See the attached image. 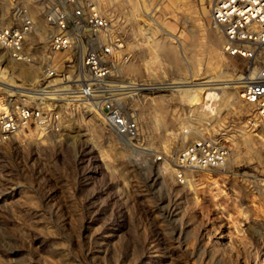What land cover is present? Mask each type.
<instances>
[{
  "label": "rangeland",
  "instance_id": "1",
  "mask_svg": "<svg viewBox=\"0 0 264 264\" xmlns=\"http://www.w3.org/2000/svg\"><path fill=\"white\" fill-rule=\"evenodd\" d=\"M93 1L124 41L111 78L147 84L118 95L139 122V141L174 150V133L188 126L226 144L227 161L178 183L166 164L115 134L94 104L58 103V129L0 139V264H264V119L242 97L246 60L223 49L215 0H163L150 36L136 0ZM53 3L0 0L1 24L19 22L24 10L33 21V60L0 57V102L14 99L9 78L23 86L38 75ZM69 57L76 61L77 50Z\"/></svg>",
  "mask_w": 264,
  "mask_h": 264
},
{
  "label": "built area",
  "instance_id": "2",
  "mask_svg": "<svg viewBox=\"0 0 264 264\" xmlns=\"http://www.w3.org/2000/svg\"><path fill=\"white\" fill-rule=\"evenodd\" d=\"M136 1L143 32L150 36L152 27L159 25L157 17L163 0ZM24 11L19 22L0 23V57L8 55L15 61L30 63L33 55L27 40L33 31V21ZM44 18L48 26V52L38 75L25 85L12 88L10 94L14 99L1 100V140L18 136L25 142L22 136L31 130L58 129L62 116L56 107L58 103H65V108H72V103L81 104L84 111L94 104L115 134L131 148L166 164L178 183L186 182L189 171L226 163L229 153L226 144L212 135L194 136L188 126L174 133L180 144L174 150H154L139 141V122L118 95L122 88L126 96L133 97L140 89H146L147 84L132 78L123 81L111 78V56L123 47L124 41L122 37H113V19L98 2L55 0ZM211 18L224 35L223 49L246 60L245 70L239 74L244 83L242 97L253 103L257 116L264 119V0H215ZM73 50L78 52L76 61L69 57ZM58 53L60 57H56ZM3 68L0 65V78ZM261 139L264 146V136Z\"/></svg>",
  "mask_w": 264,
  "mask_h": 264
},
{
  "label": "bare ground",
  "instance_id": "3",
  "mask_svg": "<svg viewBox=\"0 0 264 264\" xmlns=\"http://www.w3.org/2000/svg\"><path fill=\"white\" fill-rule=\"evenodd\" d=\"M217 26V25H216ZM217 38H218V36L217 35H214V37H212V42H214V43H216L217 42ZM170 54V53H169ZM171 55V54H170ZM171 57H173V56H171ZM6 75V69L5 68H3L2 69V76H5ZM9 80V82L7 83L8 85H11L12 87H15L16 85H14V83H13V80L11 79V78H9L8 79ZM216 82V81H215ZM215 85L216 86V84L217 85H219L218 83H213V81L212 82H209V81H207L206 83H205V86L206 85ZM225 84V83H224ZM224 86V85H223ZM240 86H243V85H240ZM240 86H238V87H240ZM189 87H193L192 85L190 86L189 85ZM11 88V87H10ZM150 88V87H149ZM168 88V87H167ZM210 88H219V86L218 87H210ZM220 88H222V87H220ZM223 92V91H222ZM223 94H224V92H223ZM42 96H45V95H42ZM219 98L220 99V95L217 93V92H208V94H207V98L209 99V98ZM227 97V96H226ZM225 97V98H226ZM225 101V100H224ZM227 101V100H226ZM223 105V104H222Z\"/></svg>",
  "mask_w": 264,
  "mask_h": 264
}]
</instances>
